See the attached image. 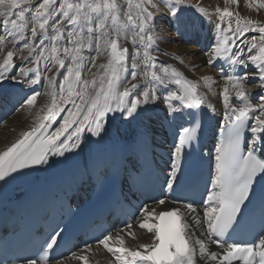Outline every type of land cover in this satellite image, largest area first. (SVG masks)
Returning <instances> with one entry per match:
<instances>
[{"label": "snow or ice", "instance_id": "obj_1", "mask_svg": "<svg viewBox=\"0 0 264 264\" xmlns=\"http://www.w3.org/2000/svg\"><path fill=\"white\" fill-rule=\"evenodd\" d=\"M57 3L58 0H43L32 11V0H0V29L14 45L24 41L23 48L18 49L19 55L8 50L0 63V84L11 79L26 86L31 94L26 95L24 105L34 106L40 95L39 86L42 80H46L51 97L41 122L31 131L24 132L22 138L6 151L0 152V181L5 183L23 170L46 164L49 155L65 157L66 154H75V150L82 146L85 132L101 136L107 131L108 113L118 114L127 121L159 108L164 112L163 121L148 116L137 133L141 139L153 140L155 123L167 121L171 124L185 112L202 109L205 103L200 86L185 79H175L180 89L164 94L169 76H179L180 73L175 69L170 73L169 66L158 65V57L152 54L154 50L158 51L155 46L159 37L154 31L156 16L148 7L137 4L138 14L133 17L130 12H122L117 0H59L58 6ZM147 3L156 8L151 0ZM184 3L185 0H174V5L164 3V7L171 8L170 14L175 19L179 13L176 6ZM261 6L264 7V2ZM197 10L205 11L203 8ZM220 11L217 9L218 13ZM28 13H31L30 18ZM121 15L127 17V24L119 23ZM232 15L225 7L219 19L223 22L225 17ZM208 22H212L210 18ZM128 25L132 26L131 44L136 49L131 53L130 64L129 49L120 43L122 31ZM176 29L179 34L178 20ZM216 29L231 31L233 38L225 35L216 41L207 61L209 66L222 61L229 71L220 93L223 130L222 139L215 147L211 188L207 189V197L202 198V205L195 201L181 202L177 198L173 201L176 207L158 214L150 211L147 205L142 208L138 227L153 234L150 244L139 245L142 250L124 246L121 233L134 236L131 217L115 235L108 231L95 238L98 246H103L115 257V264H198L197 256L204 264L241 261L253 264L258 256L259 264H264V235L253 243L231 240L241 219L238 213H242V206L251 199L257 180L264 179V155H261L264 153V91L252 103V93L246 89L248 81L258 79L257 87L264 90V26L258 28L259 42L256 37L247 42L249 49H258L255 55L247 54V59L244 58V47H238L237 41L250 30H256L251 20L243 23L237 20L234 29L229 20L227 30L220 24ZM244 43L240 41V44ZM140 48L144 50L142 57ZM24 49L28 50L27 55L23 54ZM93 50L95 55H86ZM105 55L107 62L99 63L98 60ZM17 60L19 65L30 66L20 67ZM249 66L256 71L250 74ZM18 67V75H13ZM63 69L66 71L56 90L54 81ZM220 71L223 76L224 68ZM47 73L53 75L49 77ZM233 94L238 105L232 102ZM208 108L216 114L215 107L209 104ZM62 113L59 126L49 131ZM249 133L252 139L245 141ZM175 135L178 139H174L167 149L168 171L162 194L165 190H177L184 164L191 155L188 150L190 142L198 139L195 125L180 126ZM242 142L247 143L246 152ZM166 203L163 198L159 200L160 205ZM201 207L202 218L198 211ZM188 217H191L194 228L187 222ZM49 237L42 245L41 256L26 259L23 264H47L52 259L50 253L59 245L63 231L53 229ZM110 241L119 246H110ZM209 244L216 245L219 251H211ZM90 250L91 244L85 242L82 252ZM76 258L87 264L85 256Z\"/></svg>", "mask_w": 264, "mask_h": 264}, {"label": "bare ground", "instance_id": "obj_2", "mask_svg": "<svg viewBox=\"0 0 264 264\" xmlns=\"http://www.w3.org/2000/svg\"><path fill=\"white\" fill-rule=\"evenodd\" d=\"M166 1L174 2V0H166ZM163 2H161L160 4L161 6L163 5ZM227 3H228L227 0H185V3L183 5L176 6V7H178L179 9V13L184 16H187V14H190V13L201 14L202 12L198 11L197 10L198 8H203L205 10L204 12L209 13V15L211 16L217 13L216 12L217 8L222 9V8L227 7L228 6ZM146 7H148L150 11L151 10L153 11L154 9V8L152 9V7H150L148 4H146ZM132 8L134 7H131V9ZM237 8H238L237 12H240L244 16L252 14V11H248L244 9L243 7H240V5H238ZM162 11H165V9L163 8ZM259 21L264 22V20H259ZM109 23H111V21H109ZM119 23L121 25L127 24L128 22H127L126 16L121 15ZM0 24H2V19H0ZM235 27H236V24L232 26L233 29ZM166 28L167 26L165 22L161 20V15L156 16L154 31L156 35L159 37V39L156 42V46H155L156 49H158V51L154 50L152 54L158 57L157 64L162 65V66H169L170 73H171V69H175L178 73H180L179 76L170 75L172 81L173 80L175 81V79L179 78V79H185V80H189V81H193L197 83L200 86V93L204 97V100L207 103V105L211 104L213 107L217 109V112L221 113L223 109V102H222L220 93L223 91V88L225 87L226 80H220L218 75H216V72L207 65V61L210 58L211 52L208 53L207 55H203L195 48V45L182 44L178 42L174 38V36H173L172 42H170L171 40L166 41L163 38L164 34L168 35L167 33L168 29ZM136 31H138V29ZM29 34H30V30H29ZM131 34L134 35L132 28H128V27L124 28L122 31L121 41H120V43H122L124 47H127L129 49L128 63L131 62L130 60L131 53L136 51V49H134L131 44V39H132ZM256 35L257 34L248 35L247 33H245L243 35L244 37L240 38V39H243V38L244 39L243 40L239 39L237 43H240V41H244L245 43L241 45L242 47L247 48L246 46L247 42H250L253 37H256L257 42H259V35L257 36ZM170 38L172 37L170 36ZM23 43L24 41H18L14 45L12 41L10 40V38H8L6 34L2 32V29H0V63L3 62V58L6 56L8 50H13L14 52L17 53V55H19L20 53L18 49L23 48ZM248 50L250 52L251 49L248 48ZM254 50L258 52V49H253V51H251L250 53L248 52V53L255 55L256 53H254ZM139 51L142 57L143 51H144L143 48H140ZM27 52L28 50L24 49L23 54L27 55ZM16 62L19 65V61L17 60ZM98 62L106 63L107 62L106 55L105 57L100 58ZM19 66L29 67L30 65L25 64V65H19ZM141 68L143 69V65H141ZM253 70H254L253 72L256 71L255 68ZM18 71H19V67L12 74L18 75ZM62 73L63 71H61L60 75L57 77L58 82H59V79H62L61 78L63 75ZM43 75L44 73H42V76ZM47 75L51 77L53 74L48 73ZM10 83H13L11 79H9L7 83L0 84V94L3 92V90L1 89L9 87ZM41 83H42V89L40 91V95L37 97V101L34 106H27L23 104L17 108L18 104L21 102V98L15 99L14 94L12 92H8L7 97H9V99H4V101L6 102L8 106V111L4 116V121L2 122V124H0V152L5 151L14 142H16L18 138L24 132L31 131L32 128L37 126L38 122H41V118L46 113L47 105L51 101V97L50 95H48L50 90L47 87V81L42 80ZM259 83L260 81L247 85L246 89L247 90H250V89L258 90L259 88L257 87V85ZM178 86L180 89L181 86L180 85ZM58 88H59V85L57 87V90ZM19 92L24 98H26V95L31 94V92L28 90L26 86L22 87L19 90ZM16 108L17 110L14 113L13 111ZM107 116H108L107 120H110L111 119L110 115L107 114ZM59 118L60 120L56 122V125H55L56 127L59 126V123L63 119L62 114L61 116H59ZM54 130L55 128L53 129V131ZM90 145H91L90 141H82V146L79 149L75 150L76 154L78 156L85 154L86 150L90 147ZM115 148H116L115 146H112L111 149L113 150ZM71 167L72 165L68 166V168H71ZM19 194H20V191L17 190L15 192V195L17 196ZM131 231L134 233V236L128 235L126 233L121 234L125 239V245H124L125 247H129L132 249H139L140 244H149L152 242L153 234L148 233L147 230L140 229L138 225H133V229ZM92 250L93 252L88 255L89 261L87 262V264H109L110 263L109 259L106 257V254L103 251L98 250L97 248H93ZM139 250H142V249H139ZM69 264H76V263L71 262ZM78 264H84V263H78Z\"/></svg>", "mask_w": 264, "mask_h": 264}, {"label": "rangeland", "instance_id": "obj_3", "mask_svg": "<svg viewBox=\"0 0 264 264\" xmlns=\"http://www.w3.org/2000/svg\"><path fill=\"white\" fill-rule=\"evenodd\" d=\"M59 1V0H58ZM129 1V4H127L126 6H125V3H127ZM228 1V3H227V8L229 9V11L231 12V11H235V12H237L238 11V5H240V7H243L244 9H246V10H248V11H252V14H250V15H246V16H244V15H242L240 12H237V15L238 16H240L241 18H245V19H242V20H245V21H247V20H251L253 23H261L262 24V26H264V22L263 21H259V20H264V7H262L261 6V4H262V2H264V0H227ZM242 1V2H241ZM40 2H43V0H32V4H31V9H32V11H34L35 10V7L37 6V4L38 3H40ZM125 2V3H124ZM140 2V1H139ZM117 3L118 4H121V6H123L122 7V12H130L132 15H133V17H135L136 15H137V13H138V9L136 8L135 9V7H136V5L138 4V1L136 0V1H134V0H117ZM151 3L152 4H155L156 5V8H152L153 9V11H162V9L164 8L163 7V5L161 6L160 4H161V1H157V0H155V1H153V0H151ZM58 4L59 3H57V6H58ZM131 4H132V6H131ZM139 4H141L142 6H146V4H148L147 3V0H146V2L145 1H143L142 3H139ZM129 5L131 6V7H134V8H132L131 9V7H129ZM26 7H28L29 5H25ZM151 7V6H150ZM127 8V9H126ZM217 9H220V8H217ZM221 11L223 10V8L222 9H220ZM150 11V10H149ZM217 12V10H216V12L217 13H215V15H211V16H213V17H218L219 15L218 14H221L222 12ZM260 15H259V14ZM256 14V15H255ZM28 15V17L30 18V16H31V13H28L27 14ZM218 15V16H217ZM158 16H160V14L158 15ZM262 17H263V19H262ZM127 18V17H126ZM236 18H238L237 16H236ZM128 28H132V26L131 25H129L128 26ZM166 29H168L167 30V33H168V35H166V34H164L163 35V38L166 40V41H170V42H172V39H173V36H172V34L170 33V29L167 27ZM30 30V29H29ZM132 36L131 37H133V34H131ZM258 35V34H257ZM256 35V36H257ZM165 36V37H164ZM170 36L172 37V38H170ZM244 39V38H243ZM243 39H240V40H243ZM237 45H239L240 47H242V45L240 44V43H237ZM197 49V48H196ZM245 49V53H246V55L248 54V52H249V50H248V47L247 48H244ZM87 53V52H86ZM92 53H94V54H92V55H95L96 53H95V51L93 50L92 51ZM86 55H88V53L86 54ZM131 62H129V64H130ZM249 67H251V66H249ZM63 72H65L66 71V69L64 70H62ZM254 71V70H253ZM252 71V72H253ZM48 74V73H47ZM63 74V73H62ZM128 75H130V72L128 73ZM61 78H63V75H62V77ZM57 81V78H56V80L54 81V86H56L55 88H56V90H57V87H58V85H59V82L57 83L56 82ZM56 84V85H55ZM141 90H143V89H141ZM109 115H110V117H111V119L110 120H112V117H115V116H117L118 114H115V113H108Z\"/></svg>", "mask_w": 264, "mask_h": 264}]
</instances>
